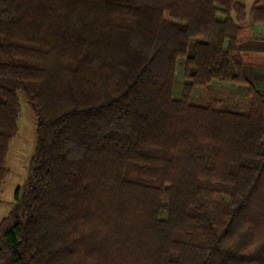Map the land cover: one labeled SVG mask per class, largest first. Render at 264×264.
Instances as JSON below:
<instances>
[{"label": "trees", "instance_id": "trees-1", "mask_svg": "<svg viewBox=\"0 0 264 264\" xmlns=\"http://www.w3.org/2000/svg\"><path fill=\"white\" fill-rule=\"evenodd\" d=\"M254 24L264 0H0V193L20 96L36 117L0 264H264Z\"/></svg>", "mask_w": 264, "mask_h": 264}, {"label": "rangeland", "instance_id": "rangeland-1", "mask_svg": "<svg viewBox=\"0 0 264 264\" xmlns=\"http://www.w3.org/2000/svg\"><path fill=\"white\" fill-rule=\"evenodd\" d=\"M244 4L246 8H250L254 0H237ZM255 35L256 38H264L262 28L259 24L251 25L249 30H244L243 37L248 38ZM243 71V70H242ZM244 74V72H243ZM251 83V82H250ZM181 81L178 78L174 87L175 95L179 96ZM253 86V84L251 83ZM232 85L224 90L226 94H232ZM254 87V86H253ZM258 91V90H257ZM259 92V91H258ZM264 98V95L259 92ZM219 94V90L215 83L209 88H197L193 93V101L196 103H206L211 97ZM248 98L245 93L240 94L237 102L232 109L242 110V107L246 104ZM20 111L18 116V130L15 137L9 142V149L7 154L6 164L9 169V173L2 186L0 193V220L8 213L12 204L14 192L17 186L21 185L27 176V166L29 159L32 155L35 146V129H36V117L33 114L26 100L20 96Z\"/></svg>", "mask_w": 264, "mask_h": 264}, {"label": "crops", "instance_id": "crops-1", "mask_svg": "<svg viewBox=\"0 0 264 264\" xmlns=\"http://www.w3.org/2000/svg\"><path fill=\"white\" fill-rule=\"evenodd\" d=\"M238 50L245 77L264 95V39L250 36L239 43Z\"/></svg>", "mask_w": 264, "mask_h": 264}]
</instances>
